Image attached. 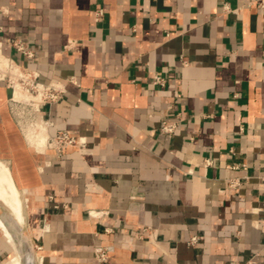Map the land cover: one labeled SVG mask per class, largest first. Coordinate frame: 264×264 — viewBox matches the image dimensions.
I'll return each instance as SVG.
<instances>
[{
	"label": "crops",
	"instance_id": "0c3cea01",
	"mask_svg": "<svg viewBox=\"0 0 264 264\" xmlns=\"http://www.w3.org/2000/svg\"><path fill=\"white\" fill-rule=\"evenodd\" d=\"M0 63V164L38 264H100L99 246L106 264H264L256 0H0ZM8 66L59 85L38 126L82 148L40 150L24 133ZM13 250L0 233V264Z\"/></svg>",
	"mask_w": 264,
	"mask_h": 264
},
{
	"label": "rangeland",
	"instance_id": "374dc122",
	"mask_svg": "<svg viewBox=\"0 0 264 264\" xmlns=\"http://www.w3.org/2000/svg\"><path fill=\"white\" fill-rule=\"evenodd\" d=\"M5 75L10 80V84L12 85V87L13 85L15 86L16 83H18L21 89L23 91L25 90L24 94L21 97L15 98L13 99V101H11L16 119L21 124L24 133L30 132L32 136L34 135L38 136L39 134L43 133L42 132L43 129L41 126H38L40 123L37 122V112H38L37 105L38 103H40L39 102L40 100L42 101L45 100L44 94L43 95L41 94L40 96L38 95V93H40L41 91L37 92V90L33 88L34 84L30 82L31 78L26 76V73L23 70L15 68L14 66H8L7 68H5ZM34 96H35V100L33 98ZM38 129H39V132H38ZM44 133H45L46 140L41 145L40 150L46 149V148L51 149V150L54 149V144L52 143V140L49 137H47L45 128H44ZM18 196L21 199L20 203H21V215H22V202H23L22 198L23 197L20 191L18 192ZM7 205L8 204L7 203L5 204V201L3 203V200L0 199V219L3 220L5 218L3 222L7 226L8 233L13 238L14 245L11 242L10 243L13 245L14 250H13L12 255L9 256V258H6V260L4 261V264H15L14 261L10 262L11 258H13L16 254L15 248L20 250V252L22 253L24 252L23 253L24 255L23 264L27 260L28 254H30L33 257L34 264H38L36 246H34L30 233L27 230L25 218H23V216L19 218L17 217V215H14L15 212L12 209H10L11 207L9 205H8L9 207ZM12 211L14 212V214ZM9 222H11V224ZM0 233L2 235L4 234V231H2L1 228H0ZM5 238L7 239L6 236Z\"/></svg>",
	"mask_w": 264,
	"mask_h": 264
},
{
	"label": "built area",
	"instance_id": "2783aa9c",
	"mask_svg": "<svg viewBox=\"0 0 264 264\" xmlns=\"http://www.w3.org/2000/svg\"><path fill=\"white\" fill-rule=\"evenodd\" d=\"M256 4L260 9H264V0H256ZM97 19L102 15V9L98 8L95 11ZM13 46L16 48L18 52L21 54L32 57V53L28 50L25 44L21 40H12ZM181 64H185L186 60L183 56H180ZM24 71V70H23ZM26 76L30 77V82L34 84V89L40 92V95L44 94V99L48 101H54L59 98L62 90L60 89L59 85L55 83H43L38 80L37 74H32L30 71H24ZM151 83L158 87L165 86V78L162 77L160 74L155 73L152 77ZM13 101V99L11 100ZM42 101V100H40ZM39 101V102H40ZM39 104V103H38ZM38 106V105H37ZM177 124L175 121H169L167 119H163L161 121L159 131L165 135H171L175 132ZM52 143L54 144V149L57 152H62L68 147H77L82 148L84 145L85 140L82 138H78L74 135L69 134L66 131H60L55 136L51 137ZM198 240L197 236H192L189 240L190 244L196 243ZM95 255L100 264H106L108 262V250L106 247H97L95 249Z\"/></svg>",
	"mask_w": 264,
	"mask_h": 264
},
{
	"label": "bare ground",
	"instance_id": "6f19581e",
	"mask_svg": "<svg viewBox=\"0 0 264 264\" xmlns=\"http://www.w3.org/2000/svg\"><path fill=\"white\" fill-rule=\"evenodd\" d=\"M2 65V63H0ZM3 67V66H2ZM7 70V69H6ZM21 75V74H20ZM19 75V76H20ZM14 86V85H13ZM25 91V90H24ZM24 91L21 89L20 85L18 83L15 84L14 86V96L15 98L21 97L24 94ZM38 95L40 96V93H38ZM35 100V96L33 97ZM37 98V97H36ZM37 126V125H36ZM38 128V127H37ZM41 129V128H40ZM37 130V129H36ZM39 132V129H38ZM34 135V134H33ZM32 137V135H30ZM27 137V136H26ZM28 138V137H27ZM37 138V137H36ZM39 138V142L40 143H44L45 142V137L43 136V134H39L38 135ZM35 140V139H34ZM38 140H36L37 142ZM35 142V143H36ZM39 142H37L36 144H38ZM34 143V142H33ZM32 141L31 144L33 145ZM39 143V144H40ZM42 145V144H41ZM33 147V146H32ZM39 147V146H38ZM41 148V146H40ZM43 148V147H42ZM13 181H11L10 175H9V171L7 170V168L4 167L3 164H0V199L3 200V203L5 201V204L7 203L14 212V215H17V217L21 218V199L18 196V192L16 187L14 186V184L12 183ZM7 205V206H8ZM8 206V207H9ZM6 216V215H5ZM16 217V216H15ZM16 217V218H17ZM18 218V219H19ZM5 220V218L3 219ZM2 219H0V228L2 229V231H4V235L7 237V239L9 240V242H11L14 245V241L12 236L8 233L7 231V226L6 224L3 222ZM20 220V219H19ZM7 222V221H6ZM11 224V222H9ZM27 249V248H26ZM16 254L13 258H11V261H14L15 264H23V253L20 252V250L16 249ZM9 261V260H8ZM24 264H34V259L33 257L28 254L27 256V260L25 261Z\"/></svg>",
	"mask_w": 264,
	"mask_h": 264
}]
</instances>
